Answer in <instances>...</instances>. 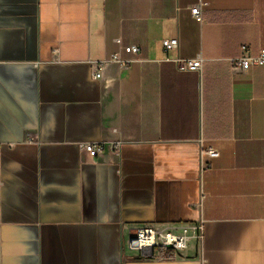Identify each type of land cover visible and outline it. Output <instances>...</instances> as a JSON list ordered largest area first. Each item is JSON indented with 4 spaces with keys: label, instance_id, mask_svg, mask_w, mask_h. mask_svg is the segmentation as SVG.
<instances>
[{
    "label": "crops",
    "instance_id": "1",
    "mask_svg": "<svg viewBox=\"0 0 264 264\" xmlns=\"http://www.w3.org/2000/svg\"><path fill=\"white\" fill-rule=\"evenodd\" d=\"M202 1L201 24L200 0H0V264H264V66L232 65L264 0ZM199 222L184 259L126 248Z\"/></svg>",
    "mask_w": 264,
    "mask_h": 264
},
{
    "label": "built area",
    "instance_id": "2",
    "mask_svg": "<svg viewBox=\"0 0 264 264\" xmlns=\"http://www.w3.org/2000/svg\"><path fill=\"white\" fill-rule=\"evenodd\" d=\"M207 4L200 0L198 4L191 8V14L195 21L203 23V10ZM117 44L120 45L118 41ZM179 47V40H163L162 48L165 54L170 51L177 50ZM121 52L137 57L135 62H138L140 49L136 46L122 47ZM121 53L114 54L111 61L121 65H131L132 61H125L122 59ZM165 62L174 64L177 70L181 73H196L201 74L203 70V60L201 57L195 59L176 58L174 60L166 58ZM235 68L243 71H248L253 67L264 66V50L258 54H252L248 48H243L242 54L232 61ZM100 73H95V78L100 79ZM104 143H85L81 145V149L88 153L91 157L96 158L101 155L105 149ZM112 150L116 149L115 145L110 147ZM209 158L219 157V152L215 149H209L204 152ZM203 223L194 224H174L157 227L154 225L138 226L133 230V234L127 241V249L136 253L138 257L146 259H165L168 254L172 259L186 258V252L192 243L200 244L203 239ZM152 251V255L149 253ZM169 255V256H170Z\"/></svg>",
    "mask_w": 264,
    "mask_h": 264
},
{
    "label": "water",
    "instance_id": "3",
    "mask_svg": "<svg viewBox=\"0 0 264 264\" xmlns=\"http://www.w3.org/2000/svg\"><path fill=\"white\" fill-rule=\"evenodd\" d=\"M149 254L152 255V251Z\"/></svg>",
    "mask_w": 264,
    "mask_h": 264
},
{
    "label": "rangeland",
    "instance_id": "4",
    "mask_svg": "<svg viewBox=\"0 0 264 264\" xmlns=\"http://www.w3.org/2000/svg\"><path fill=\"white\" fill-rule=\"evenodd\" d=\"M126 248H127V244H126Z\"/></svg>",
    "mask_w": 264,
    "mask_h": 264
}]
</instances>
